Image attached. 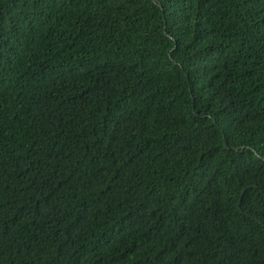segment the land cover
<instances>
[{
    "label": "trees",
    "instance_id": "1",
    "mask_svg": "<svg viewBox=\"0 0 264 264\" xmlns=\"http://www.w3.org/2000/svg\"><path fill=\"white\" fill-rule=\"evenodd\" d=\"M0 264H264V0H0Z\"/></svg>",
    "mask_w": 264,
    "mask_h": 264
}]
</instances>
